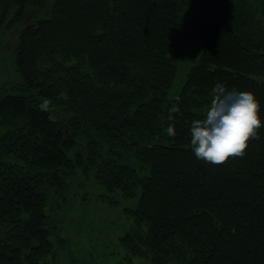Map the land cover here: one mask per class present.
Listing matches in <instances>:
<instances>
[{
    "label": "trees",
    "instance_id": "obj_1",
    "mask_svg": "<svg viewBox=\"0 0 264 264\" xmlns=\"http://www.w3.org/2000/svg\"><path fill=\"white\" fill-rule=\"evenodd\" d=\"M4 34L0 264H61L59 214L88 181L134 199L125 264H264V126L220 163L195 156L188 130L217 82L253 92L264 119V0H0Z\"/></svg>",
    "mask_w": 264,
    "mask_h": 264
},
{
    "label": "rangeland",
    "instance_id": "obj_2",
    "mask_svg": "<svg viewBox=\"0 0 264 264\" xmlns=\"http://www.w3.org/2000/svg\"><path fill=\"white\" fill-rule=\"evenodd\" d=\"M15 42L14 36L4 34L0 37V88L9 85L16 77L13 61ZM194 44L190 45L188 48L190 50L186 49V53L175 59L179 67L177 87L184 81L186 71L194 61V48H191ZM80 193L76 197L77 203L74 206L75 209L77 205L80 211L71 210L66 212V216L64 211L59 214L60 217L63 216L65 224L59 234L66 238L71 237L67 240L68 244L60 250V263L114 264L120 260L125 264V252L119 245L118 238L131 225L123 209L126 206H133L134 199L123 197L119 191L108 192L98 187L94 181H88L87 187L84 190L80 189ZM98 193H103L102 200H94ZM80 195L85 196L83 197L85 199H80ZM84 213L87 217L80 219V215L82 217ZM70 218L78 223L75 230H73L74 225L67 224ZM147 263L146 259L134 256L130 264Z\"/></svg>",
    "mask_w": 264,
    "mask_h": 264
},
{
    "label": "clouds",
    "instance_id": "obj_3",
    "mask_svg": "<svg viewBox=\"0 0 264 264\" xmlns=\"http://www.w3.org/2000/svg\"><path fill=\"white\" fill-rule=\"evenodd\" d=\"M39 107L48 110V100ZM169 111H179V106L174 104ZM262 126L264 119L253 92L229 89L224 82H217L202 117L189 124L190 145L198 159L220 163L229 155L243 156L249 139L255 137ZM167 131L172 134L174 128L169 125Z\"/></svg>",
    "mask_w": 264,
    "mask_h": 264
}]
</instances>
